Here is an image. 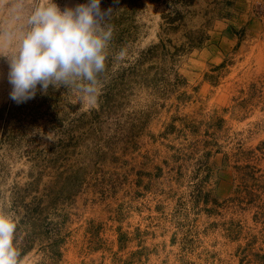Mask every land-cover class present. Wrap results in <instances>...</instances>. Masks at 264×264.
<instances>
[{
    "label": "rangeland",
    "instance_id": "374dc122",
    "mask_svg": "<svg viewBox=\"0 0 264 264\" xmlns=\"http://www.w3.org/2000/svg\"><path fill=\"white\" fill-rule=\"evenodd\" d=\"M100 7L97 105L63 86L16 104L0 57L17 264H264V0Z\"/></svg>",
    "mask_w": 264,
    "mask_h": 264
},
{
    "label": "clouds",
    "instance_id": "9594fccd",
    "mask_svg": "<svg viewBox=\"0 0 264 264\" xmlns=\"http://www.w3.org/2000/svg\"><path fill=\"white\" fill-rule=\"evenodd\" d=\"M101 0L63 10L55 0H0V57L8 63L9 98L16 104L37 91L75 87L80 102L97 105L113 29ZM6 48L13 49L9 54ZM18 218L0 208V264H17L14 233Z\"/></svg>",
    "mask_w": 264,
    "mask_h": 264
}]
</instances>
